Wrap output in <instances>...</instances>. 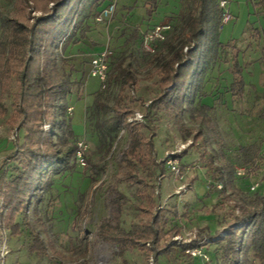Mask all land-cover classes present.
<instances>
[{
	"label": "rangeland",
	"instance_id": "374dc122",
	"mask_svg": "<svg viewBox=\"0 0 264 264\" xmlns=\"http://www.w3.org/2000/svg\"><path fill=\"white\" fill-rule=\"evenodd\" d=\"M259 1L227 0V10L233 19L220 28L219 59L207 72L203 85L205 96L199 99L200 103L213 106L206 112L209 127L186 111L182 114L186 129L193 133L202 131L196 143L190 145L191 137L184 139L171 117L156 116L155 159L160 161L173 154L178 169L184 166L176 177L165 164V177L156 180L155 201L171 213L175 209L176 217L170 214L169 226L176 225L180 229L179 234L172 237L175 242L170 247L173 249L156 259L147 257L144 248L151 246L148 243L142 250L117 255L115 245L99 236L102 221L111 227L117 224L124 230H133L143 216L134 195L136 186L122 180L124 167L120 159L128 144L127 134L120 126L106 122L110 113L96 116L92 101L100 88L95 79L88 77V62L108 45L118 59L124 57L125 63L136 70L139 81L134 95L148 103L155 94L157 76L140 57L143 54L140 34L154 23L166 20L174 23L184 10V4L182 0H106L100 8L110 3H114L115 8L111 18L103 23L94 21L96 11L83 13L72 40L64 49L59 45L55 58L58 71L65 76L68 74L72 82L66 99L72 113L65 114L62 130L68 145L59 146V150L73 145L75 152L76 143L83 141L86 165L79 166L73 156L59 164L61 172L51 169L43 176L45 184L38 190V200L31 198L26 213L15 217L19 226L13 227V231L17 234L0 229V245L7 250L2 264H122L123 260L127 264H221L214 255V239L226 235L230 212L234 210L239 215L243 208L241 203H251L264 188V119L260 116L264 109V13L258 6ZM12 2L0 0V10L5 16L10 14ZM151 8L153 11L148 16L146 11ZM38 16L41 12H32L27 25L31 26ZM135 29L137 38L133 33ZM234 58L242 84L236 85V89L242 91L239 99L232 98L228 91L233 81L230 68ZM61 59L66 65L63 66ZM88 79L96 85H88ZM14 91L15 88L10 87L3 94L2 101L9 111L12 101H16ZM54 112V121L33 127L43 132L52 131V135L61 134L58 112ZM134 112L143 115L145 109L138 103ZM7 117L0 115V164L16 150L17 141L23 137L15 126L8 125ZM100 117L105 122L96 126ZM132 119L133 116L128 121H134ZM52 138L57 141L56 137ZM247 145L259 150L254 171L239 153L240 147ZM225 162L232 167V175L231 186L222 195L211 188L217 183L212 178V170ZM7 164L12 165V162ZM235 168H243L244 174L236 177ZM255 184L257 188L251 190ZM118 193L124 198L116 205L113 200ZM204 229L211 235L219 229V236L200 240L198 233ZM33 234L43 244L40 254L29 251ZM192 241L197 245L194 247L202 248L208 261L183 254V244ZM247 256L249 264H264L252 249Z\"/></svg>",
	"mask_w": 264,
	"mask_h": 264
},
{
	"label": "trees",
	"instance_id": "16d2710c",
	"mask_svg": "<svg viewBox=\"0 0 264 264\" xmlns=\"http://www.w3.org/2000/svg\"><path fill=\"white\" fill-rule=\"evenodd\" d=\"M105 1L13 0L9 15L5 16L0 10V115H8V125L15 126L23 134L16 143V150L0 164V229H7L11 234H17V231H13V227L19 226L16 215L26 213L31 198L38 200V190L45 184L43 176L51 169L56 173L61 172L63 169L59 164L74 156L73 145L59 150V146L68 145L62 130L65 126L66 99L72 82L68 74L65 76L58 71L55 57L59 45L61 48L63 45L64 49L65 44L72 40L83 13L93 10L97 15ZM182 1L184 10L174 23L169 21L171 31L166 39L157 45L154 53H147L142 48L143 54H140L146 67L152 68L157 76L156 91L148 103L134 95L133 90L139 81L136 70L125 63L124 57L118 59L114 54L109 60L106 89H99L93 97L92 108L96 116L110 113L106 122L120 126L127 134L128 144L120 159L124 167L122 180L136 186L134 195L143 216L139 226L133 230H124L117 224L111 227L107 222H101L99 236L115 245L117 255L128 250H142L148 243L151 246L144 248L147 257L156 259L173 249L170 247L175 242L172 237L179 234V227L169 226L172 221L170 214L176 217L175 209L171 213L155 201L158 195L156 180L165 177L163 167L167 161V157L160 161L155 159L156 116L162 114L171 117L184 139L192 138L190 145L196 143L202 131L193 133L185 128L182 120L184 111L209 127L210 119L206 112L213 106L202 104L199 99L205 96V76L219 59L223 11L218 5L220 0ZM258 6L264 13V0H260ZM152 11L151 8L146 14L150 16ZM32 12H41V16L34 18L35 22L29 26L27 22ZM133 33L137 38L138 30L135 29ZM61 62L64 66L63 59ZM237 68L234 58L230 68L233 81L228 91L232 98L239 99L242 91L236 89V85L241 84ZM10 87L15 88L16 99L12 101L11 111L2 101L3 94ZM138 103L145 109L143 121H128ZM55 110L58 112L57 124L61 134L52 135V131L43 132L33 127L54 121ZM260 116L264 119V109ZM104 122L100 117L95 124L100 126ZM239 153L243 162L251 165L254 171L257 168L258 148L254 145L242 146ZM8 161L12 165H8ZM183 168L181 165L179 170ZM231 170L227 162L213 168L212 178L217 183L211 185L212 190L225 194L231 186ZM218 184L221 185L219 190L216 188ZM123 198L118 193L113 202L118 205ZM241 204L243 208L239 215L234 210L229 214L230 228L226 230V235L213 241L215 258L221 264H249V249L264 262V188L251 203ZM234 225L239 226L232 228ZM219 233L217 229L211 235L204 229L198 234L203 240L218 237ZM42 246L39 237L33 234L29 251L40 254L44 250ZM194 246H197L194 241L184 243L182 250ZM122 264L127 263L123 260Z\"/></svg>",
	"mask_w": 264,
	"mask_h": 264
},
{
	"label": "built area",
	"instance_id": "2783aa9c",
	"mask_svg": "<svg viewBox=\"0 0 264 264\" xmlns=\"http://www.w3.org/2000/svg\"><path fill=\"white\" fill-rule=\"evenodd\" d=\"M218 5L219 8H221L223 11L221 19V25H223L231 21L233 17L229 14L227 10V0H220ZM114 8V3L108 4L100 10V12L95 17L94 21L96 23H103L105 21H108L114 12ZM170 31L171 24L169 21H163L144 29V31L141 32V45L144 51L150 54L154 53L157 45L162 43L166 39ZM112 55L113 52L111 48L108 45H105V47L101 51L93 55L89 61L88 77L97 80L100 90L106 89L109 60ZM71 113L72 108L67 106L65 114L70 115ZM132 120L141 122L142 115L138 112H134ZM75 148V161L79 166L84 167L86 165L84 157L86 145L83 141H78L76 143ZM172 156L173 154L167 156V161L165 164L167 165V167H169L170 173H172L176 177H179L180 171L177 167L175 158H173ZM243 174V168H235L234 175L236 177H240ZM257 186V184L251 186V190H255ZM216 188L219 190L221 188V185H216ZM4 248L5 247L0 245V264L3 263L4 255L7 253V250H4ZM183 254L189 258H200L203 261H208V257L202 251L201 247L185 248Z\"/></svg>",
	"mask_w": 264,
	"mask_h": 264
},
{
	"label": "crops",
	"instance_id": "0c3cea01",
	"mask_svg": "<svg viewBox=\"0 0 264 264\" xmlns=\"http://www.w3.org/2000/svg\"><path fill=\"white\" fill-rule=\"evenodd\" d=\"M166 21H170V20H166ZM154 24H157V23H154ZM154 24H153V25H154ZM88 69H89V67H88ZM95 81L97 82V80H95ZM87 84L90 85V86H94V85H96L94 82H90L89 79L87 80ZM97 85H98V82H97ZM172 240H173V239H172ZM173 241H174V240H173Z\"/></svg>",
	"mask_w": 264,
	"mask_h": 264
}]
</instances>
